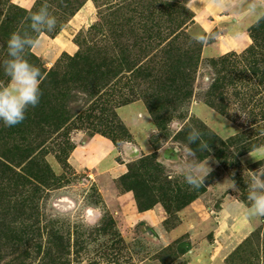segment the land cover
<instances>
[{"label": "rangeland", "instance_id": "rangeland-1", "mask_svg": "<svg viewBox=\"0 0 264 264\" xmlns=\"http://www.w3.org/2000/svg\"><path fill=\"white\" fill-rule=\"evenodd\" d=\"M189 1H85L77 12L88 4L89 17L71 33L76 52L88 50L89 56L114 61L127 56L122 48L128 44L132 55L130 64H122L125 72L111 78L96 95L78 79H68L76 77V72L68 68L64 55L52 64L41 56L47 69L57 66L61 79L69 80L67 88L57 91L63 94L68 89V114L57 128L25 124L8 138L3 130L10 126L0 121V155L11 144L25 148L31 152L28 159L39 158L47 166L43 169L49 177H44L46 186L40 185L38 192L32 185L26 189L24 196L35 193L33 212L25 208L17 217L0 208V264H188L191 260L217 264L216 258L222 264H264V216L246 214L252 203L249 193L264 192L252 187L254 176L264 182V82L251 76L248 64L232 51L226 63L216 65L201 52L191 83L180 67L181 56L197 51L201 43L214 42L223 25L214 24L205 41L199 42L194 30L196 13ZM243 1L238 0L233 10L238 19H249L241 20L247 31L264 14V0ZM40 2L53 10L47 14L56 23L51 29L38 25L41 31L33 32L49 38L77 13L71 17L52 0H0V86L9 79L4 67L12 58L7 48L10 34L24 36L29 27L25 18L8 24L7 14L17 7L30 11ZM164 79L175 80V88L188 91L192 87V95L184 98L183 91L168 90L157 105L153 95L157 82ZM214 79L220 86L219 98L211 95ZM46 91L49 96L61 95ZM208 99L224 106L225 113L210 108ZM149 109L160 117L158 125ZM149 117L155 129L147 125ZM204 126L220 139L208 154L191 150L185 137ZM97 137L105 138L102 141L111 146V153L102 151L107 153L103 158L91 161L93 151L103 148H97ZM207 139L212 140L208 131ZM198 140L206 143L200 133ZM135 146L139 151L129 157L127 148L136 151ZM151 154L159 172L139 169L137 173L138 179L146 174L158 203L139 210L134 192L119 185L118 179L127 172V164ZM201 165L208 168L201 183L205 190L182 209L167 211L161 189L170 184L164 178L194 192L196 187L186 178L195 177ZM3 193L13 205L23 198L14 195L13 186L1 187Z\"/></svg>", "mask_w": 264, "mask_h": 264}, {"label": "trees", "instance_id": "trees-1", "mask_svg": "<svg viewBox=\"0 0 264 264\" xmlns=\"http://www.w3.org/2000/svg\"><path fill=\"white\" fill-rule=\"evenodd\" d=\"M85 1L86 0H52L57 8L63 9V12L66 10L69 11L71 17L85 4ZM41 7L45 8L47 13L53 12V10L49 6H46L41 2L37 3L36 7L31 9L30 11L17 7V9H14L11 13L9 12V14H7V17L9 15V20H7V23L16 25L22 18H25L29 23V27L26 30V35L24 33V36L21 37L27 40H37L42 32H33L34 28H31L32 21L29 17L31 12L38 11ZM12 13L14 14L12 15ZM62 25H65V23H63ZM62 25L57 30H55V32L51 36L54 37L56 34H58L63 28ZM35 29L41 31L39 28ZM248 32L252 39V43L244 51H242L241 54L238 53L239 55H237L235 54V52H232L231 55L241 58L243 60L242 63L246 62L248 64L247 70L249 71V74L251 76H258L259 81L264 82V14L253 25L250 26ZM202 47L203 45L201 43V47H198L197 51H192V49L186 51L185 55H182L181 59L179 60L180 67L182 65V72L187 75V78L190 79L192 84L195 75V73L193 74V69L197 66V60H199L200 58ZM122 51L128 52L127 56L123 57L122 59H114V61L109 60L107 57L100 59V57H96L94 55L89 56L88 50L85 52H76V54L70 56L67 53H63L61 57H63L64 55L69 62L68 68L75 70L76 72V77H68V79L75 81L76 79H78L81 86H84L85 89L90 90L91 95H96V92H100L109 85L107 83L110 82L109 80L111 78L119 77L122 73L125 72L123 71V63L130 64L132 55L129 50V45L126 44L122 48ZM19 56L20 58L28 61L31 65L39 68L41 73L44 75V79L40 85L41 97L39 103L35 107L29 106L26 109L25 118L23 121L16 125L10 126L8 129L3 130L7 132V135H5L7 138L8 136H13V133L17 134V130L23 128L25 124L29 126H47L49 129L50 127L57 128L59 127L58 124L61 123V120L67 119L68 114L66 110V98L68 96V89L63 94L57 91H59L61 87L67 88L69 80L61 79V74L55 69L57 68V66H55L54 68L51 67L52 69H47L41 57L35 54L32 50V47L29 45L24 46L23 50L19 52ZM217 58L218 59L211 58V62L214 65H216L217 63H226L229 59V55L228 53H226L223 55H219ZM58 61L59 60H57V62ZM174 81L175 80L173 79H164L161 82H157V91L153 95V101L157 102V105H160L162 96L168 90L173 91L174 94H179V92L183 91L184 98L190 97L192 95V87L188 91L182 90V88H175L173 85ZM191 83H188V85H192ZM181 86L184 85L181 84ZM210 88L211 95L219 98L216 94L219 93L220 86L216 79L213 80ZM46 89L53 90V92L55 91L61 95L58 96L56 94L54 96L53 94H51L49 96L48 94H46L47 92H49L46 91ZM177 95L175 96L177 97ZM176 100H179V98H176ZM124 103L127 102H125L124 100L123 104ZM153 104L154 107L157 106L155 103ZM206 104L219 113H225V107L222 105L217 106L214 100L212 101L208 99L206 101ZM156 108L158 109L160 107L157 106ZM150 114L152 115L154 122L158 125L160 122V117L152 110H150ZM205 128L206 126H204V130H199V133L201 134V139L203 141L205 140L206 143H202L199 140L197 141V139L190 142L187 139L188 135L185 137L187 142H189V147L191 148V150L208 154V149L212 150L211 148L215 147V142L220 141V139L211 130L207 128L205 130ZM207 131L208 134L212 137V140L207 139ZM109 139L114 144H116L114 138L110 137ZM219 152L220 154L222 153V151ZM30 154L31 152H29V150L19 147L16 144H11L8 148V152L2 153V155H0V188L5 186H13L14 195H16L17 197L23 195V198H18L17 200H15L14 205L11 201L8 200L7 194L3 193L0 195V208L6 209V214L11 213L19 217L18 213L23 211L25 208H29L30 211L33 212L32 208L35 204L32 203V200L35 199V193L24 196L27 191L26 189L29 185H32L34 186L33 191L38 192V187L40 185H42L43 187L46 186L45 183H43L45 181H42L44 177L46 179H49V177L45 173V169H47V166H44V164L39 161V158H36V160L28 159ZM153 157L155 158V155L151 154L150 156L142 157L135 164H127V172L121 175L118 179L119 185L134 192L135 200L139 210H148L158 203L155 199L156 196L152 194L151 191H149V187L146 183V174L144 176H140V178L138 179L137 173V170L139 169H151V171H153L154 173L159 172V166L155 164ZM43 167H45V169H43ZM135 167L138 169L133 170ZM164 179L167 184H170V186H168L166 189H161L163 205L167 211L170 209H182L197 197V192H203L205 190L203 184H200L199 187H196V190L194 192H190L188 189H181V187L178 186L177 182L173 183L167 178ZM171 186L173 187L171 188ZM5 196L6 202L3 201ZM35 224H38V221H35ZM52 237L55 238V240L58 238L55 235H52ZM49 256L51 255L47 254L46 257L50 258Z\"/></svg>", "mask_w": 264, "mask_h": 264}, {"label": "crops", "instance_id": "crops-1", "mask_svg": "<svg viewBox=\"0 0 264 264\" xmlns=\"http://www.w3.org/2000/svg\"><path fill=\"white\" fill-rule=\"evenodd\" d=\"M238 0H190L189 6L196 13L195 24L196 28L195 33L196 36L201 34L203 36L208 37L209 31L213 28L214 24L219 22L223 25L222 32L218 36L215 37L214 42L205 43L202 49V56L207 58H213L219 55H223L229 52H242L244 51L251 43L252 39L249 35L248 30L241 25L243 23L248 22L246 18L241 17L242 19H238L237 13L233 10L236 2ZM243 2H246L243 1ZM87 12V15L85 16ZM90 10L88 9V4L84 6L81 11L77 12L73 19L67 23L62 30L57 34L54 38H49L44 36L43 34L38 37L40 44L37 47H32V50L39 57H43L46 60V63H53L61 54L68 53L74 54L77 51V46L74 44L72 40L71 33L79 26L80 22H84L85 19H88ZM233 16V17H232ZM236 16V18H235ZM239 16V15H238ZM249 16V15H248ZM86 17V18H85ZM218 18L215 21V18ZM231 18V19H230ZM233 18V19H232ZM237 19V20H236ZM242 20V21H241ZM215 21V22H214ZM88 22V21H87ZM41 49H45L46 51H42ZM146 108V107H145ZM146 110V109H145ZM138 116L142 114L138 112ZM144 115V114H143ZM149 116V115H148ZM149 128L155 129L153 121H151L149 117V122L147 123ZM154 126V128H153ZM148 128V129H149ZM103 137H97L95 140V144L98 147L103 146L102 149L93 151L92 160H99V157L102 155V151L107 150V152L111 153V146H108L107 143L102 141ZM90 143H94L91 140ZM137 146V145H136ZM135 146V147H136ZM137 150L132 148H127L128 154L134 156L139 151L140 148L136 147ZM133 150V151H131ZM104 153L101 158H103ZM97 157V158H96ZM117 169L116 167H114ZM119 172L123 171V165H119ZM193 252V250H192ZM217 264H222L221 259L216 258ZM188 264H196L193 260L189 261Z\"/></svg>", "mask_w": 264, "mask_h": 264}, {"label": "clouds", "instance_id": "clouds-1", "mask_svg": "<svg viewBox=\"0 0 264 264\" xmlns=\"http://www.w3.org/2000/svg\"><path fill=\"white\" fill-rule=\"evenodd\" d=\"M32 27L35 29L40 24H47L48 28L56 23L55 17L48 16L45 8L41 7L38 11H33L30 14ZM196 39L199 42L205 41L206 37L198 34ZM40 44L39 39L27 40L13 32L7 41V48L12 59L8 60L4 71L8 75L6 84L0 86V121L5 126H13L25 118L26 109L29 106L35 107L41 97V83L44 75L40 69L31 65L25 59L20 58L19 52L23 50L25 45L37 47ZM199 133H189L187 139L195 141ZM259 151V150H257ZM208 168L203 165L196 169L195 177L187 176V182L190 185L199 187L202 183L203 176L207 173ZM253 188H264L258 176H254ZM249 199L252 201L249 211L246 213L251 216H264V192L257 193L252 191L249 193Z\"/></svg>", "mask_w": 264, "mask_h": 264}]
</instances>
